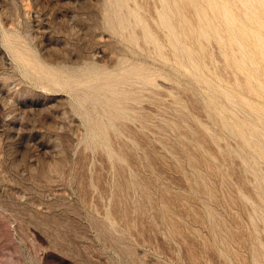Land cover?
<instances>
[{"label": "rangeland", "instance_id": "rangeland-1", "mask_svg": "<svg viewBox=\"0 0 264 264\" xmlns=\"http://www.w3.org/2000/svg\"><path fill=\"white\" fill-rule=\"evenodd\" d=\"M0 264H264V0H0Z\"/></svg>", "mask_w": 264, "mask_h": 264}]
</instances>
